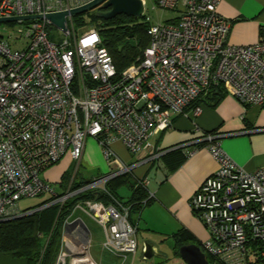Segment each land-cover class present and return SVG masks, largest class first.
Returning <instances> with one entry per match:
<instances>
[{
    "label": "built area",
    "instance_id": "obj_1",
    "mask_svg": "<svg viewBox=\"0 0 264 264\" xmlns=\"http://www.w3.org/2000/svg\"><path fill=\"white\" fill-rule=\"evenodd\" d=\"M89 1L0 0V17L70 10ZM219 2L153 0L154 7L178 16L151 23L146 15L148 45L120 72L97 29L78 35L71 15L65 30L45 19L16 20L20 25L7 33L0 24V223L29 212L31 207H20L22 198L44 195L37 204L45 208L100 190L110 202L81 198L64 217L53 264H97L90 256L92 233L85 216L104 228L102 249L118 264L135 256L129 206L107 190V183L163 154L150 136L171 126L172 113L199 114L193 102L212 83L222 84L244 105L264 104V36L249 45L228 43L229 25L217 13ZM56 29L60 41L51 35ZM88 137L101 145L107 160L115 156L116 140L138 159L57 192L42 175L66 153L77 168ZM216 137L207 133L197 140L208 142L217 168L189 199L209 233L202 248L225 264H264V169L246 170ZM135 180L145 188L144 178Z\"/></svg>",
    "mask_w": 264,
    "mask_h": 264
},
{
    "label": "crops",
    "instance_id": "obj_2",
    "mask_svg": "<svg viewBox=\"0 0 264 264\" xmlns=\"http://www.w3.org/2000/svg\"><path fill=\"white\" fill-rule=\"evenodd\" d=\"M217 13L228 22L227 42L230 44H254L264 36V0H220ZM193 104L200 106L199 114L172 113L171 126L150 136L149 140L155 149L166 151L151 161L138 164L132 170L131 178L146 180V194L150 198L149 203L140 211L136 221V233L140 226L145 232L146 241L154 243L161 253L167 240L173 242L175 233L190 235L201 248L202 243L209 239L208 230L191 210L189 199L202 181L216 170L217 162L207 148L208 143L199 142L198 139L212 133L217 136L216 142L222 150L237 164L248 171L264 169V104L244 105L229 94L219 96L213 89L202 94ZM89 138L85 141L79 164L77 168L75 166L73 173L64 168L57 181L47 180L53 183L57 192L65 191L73 181H85L79 173L81 167L98 163L99 169L104 166L100 150L104 158L105 155L101 145L97 142L98 162L97 146L89 141ZM187 143V146L172 149ZM111 148L115 156L109 160L105 158L108 171L138 159V156L129 153L119 140L114 141ZM186 149L191 150L189 154ZM65 156L73 161L69 153H66L51 169L57 167ZM153 167L154 174L149 179L148 173ZM129 196L130 191L126 198L119 195L123 201ZM95 224L105 238L104 228ZM106 253L112 264L119 263L117 257ZM205 253L210 264H225ZM90 256L101 264L100 259L98 262L92 254V244ZM176 257L172 264H185L179 256ZM134 258L135 256L126 264H134ZM166 258L168 261L169 258ZM0 264H25V261L9 255H0Z\"/></svg>",
    "mask_w": 264,
    "mask_h": 264
},
{
    "label": "trees",
    "instance_id": "obj_3",
    "mask_svg": "<svg viewBox=\"0 0 264 264\" xmlns=\"http://www.w3.org/2000/svg\"><path fill=\"white\" fill-rule=\"evenodd\" d=\"M99 9L101 8L89 11L90 21L87 25L97 29L102 44L112 57L116 72H120L142 56L149 42L147 30L150 22L145 19L146 14L141 17L118 14L109 19L100 18L96 15ZM72 18L79 25L85 23L81 20L82 13L73 15ZM209 89H213L219 96L227 94L220 83H212L206 92ZM131 175L133 174L125 173L115 177L107 183L106 188L115 198L120 199L117 189L121 185L127 186L130 196L125 202L129 206V219L136 225L141 209L149 203L150 198L146 189L138 185ZM84 182L73 181L71 188L75 189ZM81 198L103 200L105 203L111 201L100 190L87 191L67 199L62 206L53 204L32 214L3 221L0 223V255L23 259L25 264H53L60 247L62 221L74 202ZM173 239L175 256H179L180 245L196 243L190 235L181 232L175 233ZM166 262L167 258L163 255L160 261L151 264Z\"/></svg>",
    "mask_w": 264,
    "mask_h": 264
},
{
    "label": "rangeland",
    "instance_id": "obj_4",
    "mask_svg": "<svg viewBox=\"0 0 264 264\" xmlns=\"http://www.w3.org/2000/svg\"><path fill=\"white\" fill-rule=\"evenodd\" d=\"M145 3L146 4L144 6L145 7L144 14L149 16L151 23L170 22L175 17L178 16V12L175 11V10H168V9H162V8H159V7H154L153 0H145ZM72 17H73V15H72ZM72 20H73V18H72ZM81 20H83V22H85L82 25H79L77 21L73 20L74 28H75V30H77V32H78L77 34L78 35H81L82 33H84V31H86L88 28L91 27L90 25H87L89 23V21H90L89 11H86V12L82 13V19ZM0 24L5 25L7 27L8 31H6V33L7 32H14L15 28L18 25H20L16 21H13V22H0ZM51 31H52L51 32L52 37L55 40L60 41L61 40V35L59 34L58 30L56 29V30H51ZM68 45L70 47H72V45H73L72 41H70ZM214 140H216V138ZM89 141H92L97 146L96 149L98 151V162H99V145H98L97 141L94 138H92V137L89 138ZM200 142L208 143L207 141H200ZM100 153H101L102 162L104 163V166L101 169H99V163H98V165H91V166L88 165V166H84L85 168L81 167L79 169V173L82 174V176L85 179V181L89 180V179H91L93 177H98L99 174H105V173L108 172V166L106 164V159L104 158L101 150H100ZM54 166H52V167H54ZM75 166H76V162L74 160L70 161L69 158L67 156H65L61 160L60 164L57 167H55L53 169H51L52 167L49 168L47 170V172L44 175H42V178H44L46 181L50 180V182L51 181L55 182L59 178L60 172L62 171V169L66 168L68 170V172H72L73 173V171L75 169ZM154 168L155 167H153L150 170V172L148 173L149 179H151L153 174H154ZM71 184L69 186H71ZM117 190H118L117 194H119L123 198H126V195H127L128 191H129L127 186H122L121 185ZM43 198H44V195L37 196V197L22 198L19 201L20 207L22 209L31 207V208H29V212L24 214V215L32 214L34 212H37L39 210L44 209V207H42V204L41 205L37 204ZM62 205H59V206H62ZM79 213L80 212L77 211V214H79ZM84 218L88 222V225H89V227L91 229V232H92V238H93L92 254H93V256L98 260V262H99V259H100V261H101L100 263L101 264H112L111 263V261H112L111 258H109L108 254L106 253V251H104L102 249V242H103V238L104 237H103L101 229L93 221H91L90 218L88 219V217H86V216ZM61 229H62V227H61ZM144 233L145 232L139 226V230L136 233V239L138 241V251H137V254L135 255V258H134L135 259L134 264H151L153 262H158V261L161 260V256H158V255H154V256H152L149 259L144 258V255H143L144 244L147 242L146 239H145ZM60 241H61V239H60ZM173 246H174V243L172 242V240H167L164 243V246L162 247L163 248V252L162 253L166 257L169 258V260L166 262V264H172L173 261L174 262L176 261L175 258H177V257L174 255Z\"/></svg>",
    "mask_w": 264,
    "mask_h": 264
},
{
    "label": "water",
    "instance_id": "obj_5",
    "mask_svg": "<svg viewBox=\"0 0 264 264\" xmlns=\"http://www.w3.org/2000/svg\"><path fill=\"white\" fill-rule=\"evenodd\" d=\"M100 7L96 12V15L100 18L109 19L118 14H124L131 17H141L144 15V3L143 0H91L88 3L72 8L70 10L49 12L46 14H32L24 16H12V17H0V22H13L19 19H45L55 27L65 30L66 19L69 15L81 14L86 11L93 10ZM180 145L173 147L179 148ZM179 257L185 262V264H210L206 253L203 251L200 245L196 243H189L180 245L178 248ZM144 258L149 259L154 255L163 256L158 247L152 242H146L143 250Z\"/></svg>",
    "mask_w": 264,
    "mask_h": 264
},
{
    "label": "flooded vegetation",
    "instance_id": "obj_6",
    "mask_svg": "<svg viewBox=\"0 0 264 264\" xmlns=\"http://www.w3.org/2000/svg\"><path fill=\"white\" fill-rule=\"evenodd\" d=\"M101 10H104V9H101Z\"/></svg>",
    "mask_w": 264,
    "mask_h": 264
}]
</instances>
